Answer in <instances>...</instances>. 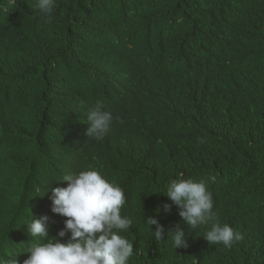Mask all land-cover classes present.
Returning a JSON list of instances; mask_svg holds the SVG:
<instances>
[{
  "label": "trees",
  "instance_id": "1",
  "mask_svg": "<svg viewBox=\"0 0 264 264\" xmlns=\"http://www.w3.org/2000/svg\"><path fill=\"white\" fill-rule=\"evenodd\" d=\"M37 3L0 0V248L27 257L42 216L57 237L51 190L97 170L125 192L130 264H264V0H54L50 21ZM97 101L114 117L101 141L86 135ZM180 178L204 180L243 239L211 245V225H182L174 249L179 210L157 208Z\"/></svg>",
  "mask_w": 264,
  "mask_h": 264
},
{
  "label": "clouds",
  "instance_id": "2",
  "mask_svg": "<svg viewBox=\"0 0 264 264\" xmlns=\"http://www.w3.org/2000/svg\"><path fill=\"white\" fill-rule=\"evenodd\" d=\"M37 7L50 21L54 13V0H38ZM15 114L10 113V126H14ZM113 120V114L102 102L97 101L87 114V137L103 140L111 131ZM1 124L2 129L6 130V123L2 121ZM23 126L32 131L28 123H23ZM21 134L29 139L36 136L26 131ZM209 180L214 182L215 177ZM63 181L67 182V187L52 189L50 198L51 211L55 214L52 217L66 218L64 228L57 237H51L49 217L32 218L26 225L27 231L37 242L28 249L27 257H21L24 255L21 252H9L2 246L0 264H16V261L18 264H130V259L135 255L133 243L121 233L131 229L133 219L122 215L126 204L124 190L109 182L97 170L69 174ZM163 194L172 203L164 204L162 209L158 207L157 214L162 211L168 215L175 205L183 221V224L177 223L167 232V241L171 242L174 249L188 246L182 225H187L193 231L211 225L203 236L211 245L222 244L231 248L235 242L243 239L240 232L227 224L221 226L218 222L213 196L204 180L173 179ZM145 223L157 241L164 239L165 229L158 224L157 219L149 217ZM153 225L156 226L155 231H152ZM68 233L70 237L64 241Z\"/></svg>",
  "mask_w": 264,
  "mask_h": 264
},
{
  "label": "bare ground",
  "instance_id": "3",
  "mask_svg": "<svg viewBox=\"0 0 264 264\" xmlns=\"http://www.w3.org/2000/svg\"><path fill=\"white\" fill-rule=\"evenodd\" d=\"M16 264H18V261H16Z\"/></svg>",
  "mask_w": 264,
  "mask_h": 264
}]
</instances>
